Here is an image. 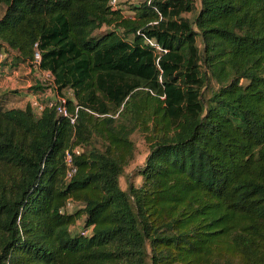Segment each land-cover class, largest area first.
<instances>
[{"label": "trees", "instance_id": "1", "mask_svg": "<svg viewBox=\"0 0 264 264\" xmlns=\"http://www.w3.org/2000/svg\"><path fill=\"white\" fill-rule=\"evenodd\" d=\"M108 3L0 0L78 116L0 106V264H264V0Z\"/></svg>", "mask_w": 264, "mask_h": 264}, {"label": "rangeland", "instance_id": "2", "mask_svg": "<svg viewBox=\"0 0 264 264\" xmlns=\"http://www.w3.org/2000/svg\"><path fill=\"white\" fill-rule=\"evenodd\" d=\"M128 3H121V6L129 5ZM3 13L4 8L0 7V18ZM188 17L194 20L196 15ZM2 51H4L5 58L0 60V103L3 102L0 106L6 109L24 108L27 103H30V101L27 100L29 95H39L40 100L43 102H46L47 98H51V96L57 97L56 90L50 87V85H53L52 75L48 76L46 73H42L37 66L19 64L16 61V53L13 51L8 49H3ZM38 82L49 90L46 93L34 91V87ZM20 96H24V99H20ZM64 97L66 99L73 98V93L70 90H66ZM133 140L137 148L136 159L132 166L127 169L125 176L121 179V186L123 189L127 188L128 176L131 177L136 185L141 184V178L136 177L135 172L137 168L144 165L146 157L149 154L148 145L140 133L134 134ZM69 209L73 211V206ZM82 226V222L80 221L77 228L74 229V232H80Z\"/></svg>", "mask_w": 264, "mask_h": 264}, {"label": "built area", "instance_id": "3", "mask_svg": "<svg viewBox=\"0 0 264 264\" xmlns=\"http://www.w3.org/2000/svg\"><path fill=\"white\" fill-rule=\"evenodd\" d=\"M109 7L112 10H121V0H109L108 3ZM150 43L152 45H155V43L153 41H150ZM5 55L1 54L0 55V60L4 59ZM37 59H39V56H37ZM48 76H50L51 74L46 73ZM53 83V82H52ZM36 98L32 99L30 104L32 109L34 110V112L37 115H41L47 108H56L57 110V114L61 115L65 118H69L71 120L72 124H75L76 119H77V112L75 114H72L67 105H66V99L64 98H53L52 100H47L46 102H43L40 100L38 95H33ZM81 148L77 147L73 153L74 154H80L81 153ZM73 153L68 152L67 153V166H68V171H67V180H71L76 172H77V168L75 167L74 163H73ZM68 209L71 207V204H68ZM83 235H89L90 234V230L89 231H85L82 233Z\"/></svg>", "mask_w": 264, "mask_h": 264}, {"label": "crops", "instance_id": "4", "mask_svg": "<svg viewBox=\"0 0 264 264\" xmlns=\"http://www.w3.org/2000/svg\"><path fill=\"white\" fill-rule=\"evenodd\" d=\"M128 2H130V3H128ZM141 2V0H121V3H128V4H138V3H140ZM127 6L128 5H126V6H121V10H126V8H127ZM200 8V5H198L197 6V12H198V9ZM197 12L194 14V15H189V16H195V15H197ZM192 20V19H191ZM39 96V95H38ZM59 96V98H64V96H61V95H58L57 94V97ZM24 97V96H23ZM26 97V96H25ZM34 98H36L35 96H33V95H29L28 97H27V100H29L30 102H31V100L32 99H34ZM53 98H56L55 96H51V98H47V100H52Z\"/></svg>", "mask_w": 264, "mask_h": 264}]
</instances>
